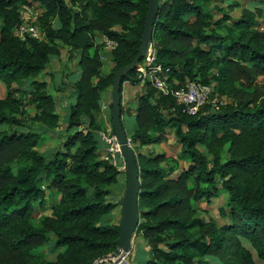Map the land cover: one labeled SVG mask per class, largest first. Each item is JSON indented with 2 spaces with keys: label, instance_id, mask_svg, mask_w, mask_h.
Segmentation results:
<instances>
[{
  "label": "trees",
  "instance_id": "obj_1",
  "mask_svg": "<svg viewBox=\"0 0 264 264\" xmlns=\"http://www.w3.org/2000/svg\"><path fill=\"white\" fill-rule=\"evenodd\" d=\"M149 4L0 0L6 88L0 99V264H95L115 252L117 203L110 202L109 187L120 172L98 153L104 128L97 115L116 72L138 55ZM33 5L43 39L21 40L14 35L19 11ZM153 27L155 62L167 83L208 85L212 92L194 116L147 83L136 98L129 138L140 180L135 235L149 249L144 264H208V257L219 264H264V0H163ZM101 38L115 45L108 73L102 72ZM65 49L67 60L78 58L75 103L60 146L45 155L41 142L60 120L48 83L38 78ZM23 81L25 101L13 89ZM124 83L140 84L137 69ZM26 107L33 111L31 126L22 119ZM110 113L111 105V125ZM168 136L176 155L138 153L168 143ZM221 193L227 194L228 212L220 211L225 222L205 220L200 204ZM36 208L49 214L36 221ZM51 237L57 254L48 261L37 250Z\"/></svg>",
  "mask_w": 264,
  "mask_h": 264
},
{
  "label": "rangeland",
  "instance_id": "obj_2",
  "mask_svg": "<svg viewBox=\"0 0 264 264\" xmlns=\"http://www.w3.org/2000/svg\"><path fill=\"white\" fill-rule=\"evenodd\" d=\"M163 1V0H159ZM233 0H231L232 2ZM159 3V2H158ZM220 7L225 6V3L219 4ZM35 13L39 16L40 10L38 9L37 5H33ZM233 16H237L235 13L232 14ZM61 57L66 60H64L59 65V60L55 59L51 63L47 70L48 74H45V72L38 78L40 81H45L48 83L47 91L50 93V95L54 98L56 102V113L59 115L60 120V127L58 130L52 132L54 134L53 136L44 135L43 142H41V146L39 148L40 152H43L48 154L51 150H54L60 146V143L62 142L63 138L60 136L61 134H65V129L63 127H66V120L70 112L71 106L75 103V94L73 92L72 85L75 83L80 76V71L77 66V57H75L73 60L69 61L67 60V50H63ZM104 59V65L102 67V72L105 73L106 69L110 65V61L107 59V54L103 56ZM46 70V71H47ZM261 80V79H260ZM260 82V81H259ZM13 89L16 90V97H19L25 101L26 95L25 90H27V84L23 81L19 84L13 85ZM111 91V89H110ZM104 96V93H102V98ZM6 97V88L2 84L0 80V99H4ZM135 107V105H134ZM25 114L22 116V119L25 121L26 124L31 126L29 120L33 116V111L26 107L24 109ZM107 113V112H106ZM21 118V117H20ZM108 119V115H107ZM108 121V120H107ZM123 125L125 132L130 134L136 127V120L134 117H125L123 120ZM34 127V125H33ZM36 128V127H35ZM3 130H6V127L2 128ZM28 128L25 127L24 130H27ZM172 140V137H170L168 143H163V145H151L152 148H156L155 150L157 152L162 151L166 152L168 154L176 155V150L174 151V143ZM168 144V145H167ZM161 152V153H162ZM98 153L102 154V147L98 150ZM166 155V154H165ZM225 158V155H224ZM126 183V174L118 175L117 182L109 187V189L115 193L122 187L121 185ZM226 201H227V194L221 193L220 197L217 200L212 201L210 204L201 203L200 208L205 213L202 215L205 220L208 219H214L218 224H222L225 222L226 217L220 218V211L224 210L225 212H228L226 208ZM202 213V212H201ZM49 212L47 209H38L36 208L34 218L35 220H39V218H42L46 215H48ZM142 239V238H141ZM143 240V239H142ZM54 243L53 238L51 237V240L49 241V246L42 248L40 250H37V254H43L44 258L48 261H52L55 259V256L57 252L53 253L52 250V244ZM140 253H138L137 258L134 262V264H142L143 260H139ZM131 256V255H130ZM254 259L257 262L255 255ZM114 259H104L103 264H110L111 261ZM130 263L133 264V261H131V257L129 258ZM208 261V264H219L218 260L212 257H208L206 259ZM258 263V262H257ZM259 264V263H258Z\"/></svg>",
  "mask_w": 264,
  "mask_h": 264
},
{
  "label": "water",
  "instance_id": "obj_3",
  "mask_svg": "<svg viewBox=\"0 0 264 264\" xmlns=\"http://www.w3.org/2000/svg\"><path fill=\"white\" fill-rule=\"evenodd\" d=\"M159 0H150L143 33L141 35V45L135 60L114 75L111 87V126L113 134L116 136L121 155L125 164L126 188L119 201L121 218L119 222V238L117 248L114 253L105 256L104 259H116L122 253H128L132 247V240L135 236L139 224L138 196L140 192L139 169L136 156L129 146L130 138L127 136L121 120V85L122 79L129 72L139 67L141 60L145 59L152 47V35L154 31V18L158 12Z\"/></svg>",
  "mask_w": 264,
  "mask_h": 264
},
{
  "label": "built area",
  "instance_id": "obj_4",
  "mask_svg": "<svg viewBox=\"0 0 264 264\" xmlns=\"http://www.w3.org/2000/svg\"><path fill=\"white\" fill-rule=\"evenodd\" d=\"M21 23L14 31V35L21 39H38L42 40L43 35L40 32L37 24L39 16L35 13L33 7L23 6L20 11ZM40 15V14H39ZM107 42L108 50H112L115 45L112 42ZM103 60V57H102ZM137 71L140 75V84L151 85L158 94L164 96H172L176 103L182 107L183 112L190 116L197 114L199 109L209 100L212 88L208 85L197 83H188L182 87L174 88L166 81L164 68L155 62V52L151 47L147 57L139 64ZM98 136L102 145V157L111 165L116 166L119 160H123L120 145L116 136L111 130H102L98 132ZM129 146L133 147L131 141ZM124 162V161H123ZM130 252L120 254L110 264H131ZM104 260H99L95 264H103Z\"/></svg>",
  "mask_w": 264,
  "mask_h": 264
},
{
  "label": "crops",
  "instance_id": "obj_5",
  "mask_svg": "<svg viewBox=\"0 0 264 264\" xmlns=\"http://www.w3.org/2000/svg\"><path fill=\"white\" fill-rule=\"evenodd\" d=\"M100 44H105L104 47V51H103V55L107 54V59L110 61V65L109 67L106 69L105 73H108L109 70L112 67V63L110 60V50H108L107 48V42L104 38L100 39ZM57 60H59L58 64L62 63L64 60L63 58L60 56ZM56 61V60H55ZM54 61V62H55ZM103 61V65H104V59ZM52 62V63H54ZM143 87L141 84H138L136 86H131L127 83H124L122 85V92H121V108H122V115H121V120L123 122L124 118L126 117H134L135 118V109H136V98L138 96L143 95ZM111 105V91H106L104 92V96L103 98H101V111L100 113L97 115V121L103 126L104 130H111V125L109 123V121H107V110H108V106ZM135 105V107H134ZM124 124V123H123ZM124 126V125H123ZM63 129H65V127H63ZM125 130V129H124ZM127 136L129 137L130 135L128 133H126ZM168 138L170 139V137L168 136ZM172 140H170L169 143H171ZM163 145V144H160ZM168 145V144H167ZM156 148H152V146H145L142 147L138 150V153L143 155V156H149L151 154H166V156H172V154H168L166 152H162L159 151L157 152L155 150ZM162 152V153H161ZM117 167L118 171L120 172L119 175H123L125 173V164L123 162V160H119L117 165L115 166ZM122 187L116 192V195L114 192H112L111 190V195L109 196V200L110 202L113 203H117V207L114 209L112 215H111V220L113 222V224L115 225H119L120 222V218H121V213H120V205H119V201L121 199V197L123 196L124 192H125V188H126V183L121 185ZM132 247L130 250V257H131V261H133V264L136 260H138L137 255L138 253H140V258L139 260H143L142 264H144V262L148 259V253H149V249L146 246L144 240H142L140 237H137L136 235L134 236L133 240H132Z\"/></svg>",
  "mask_w": 264,
  "mask_h": 264
}]
</instances>
